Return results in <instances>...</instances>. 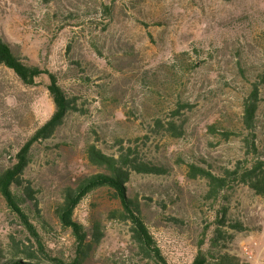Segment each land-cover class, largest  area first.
Instances as JSON below:
<instances>
[{"label":"rangeland","instance_id":"1","mask_svg":"<svg viewBox=\"0 0 264 264\" xmlns=\"http://www.w3.org/2000/svg\"><path fill=\"white\" fill-rule=\"evenodd\" d=\"M0 36L76 97L77 110L33 146L24 176L39 210L32 207L29 217L51 257L74 258L71 232L53 210L65 185L95 172L84 146L113 155L122 141L167 168L160 175L132 174L126 183L167 264H191L197 246L207 248L220 203L247 229L233 233L225 251L243 263L264 264V197L238 184L224 192L225 202L206 201L205 180L188 177L189 164L220 172L239 161H264V83L254 154L241 125L251 84L264 75V0H0ZM47 84L41 76L27 87L0 66V171L53 114ZM179 99L191 108L171 117ZM157 113L165 127L172 120L182 125V133L155 127ZM120 210L109 191L93 192L77 207L75 221L86 229L98 222L102 231L84 264H153L137 254ZM32 243L0 197V261L34 250Z\"/></svg>","mask_w":264,"mask_h":264},{"label":"trees","instance_id":"2","mask_svg":"<svg viewBox=\"0 0 264 264\" xmlns=\"http://www.w3.org/2000/svg\"><path fill=\"white\" fill-rule=\"evenodd\" d=\"M0 66L12 71L27 87L34 86L36 79L45 76L48 79L46 89L54 105L51 117L17 151L13 165L0 171V197L24 228L34 248V250L27 249L20 253L13 252L9 259L1 260L0 264H84L99 244L102 231L98 222H94L90 229H86L75 221L74 214L80 203L88 195L97 191L111 192L112 200L119 203L121 210L118 216L121 220L130 223L131 239L136 246L137 254L143 260H149L153 264H167L145 225L140 202L137 198L129 197L126 190V183L132 174L160 175L167 173V168L164 165L143 160L135 149L124 147L122 141L117 142L120 147L113 155L106 154L94 144L84 146L85 160L95 169V172L78 177L71 184L65 185L60 191L59 201L53 210L54 217L61 227L71 232L75 243L74 258L67 262L51 257L47 253L28 212L32 207L39 212L35 197L36 191L31 182L24 179V176L32 162L33 146L51 138L63 124L67 114L77 110L76 97H71L62 89L55 74L37 65L29 64L1 36ZM263 83L264 75L252 82L249 94L242 106L241 125L244 130H249L250 137V140L245 139V144L249 152L253 154L256 151L253 129L259 102L258 86ZM190 108L191 104L188 101L179 99L169 114L174 117L181 109ZM161 116L158 113L155 114L153 121L155 127L165 128L167 132H174L178 136L182 133V125H176L172 120L165 127ZM214 127L212 123L208 129L213 131ZM228 134L227 129L222 132L224 138H227ZM188 177L192 179L199 177L205 180L207 189L204 198L206 201L225 202L224 192L238 184L247 186L255 195L264 197V161L260 159L247 165L239 161L232 169L223 168L220 172L189 164ZM25 204H28L27 208L24 207ZM210 228L212 231L207 237V248L202 249L198 245L197 253L191 264H248L225 251L233 238L232 234L247 229L244 223L230 217L228 207L223 203L219 204Z\"/></svg>","mask_w":264,"mask_h":264},{"label":"built area","instance_id":"3","mask_svg":"<svg viewBox=\"0 0 264 264\" xmlns=\"http://www.w3.org/2000/svg\"><path fill=\"white\" fill-rule=\"evenodd\" d=\"M245 255L250 256L248 252H246Z\"/></svg>","mask_w":264,"mask_h":264}]
</instances>
